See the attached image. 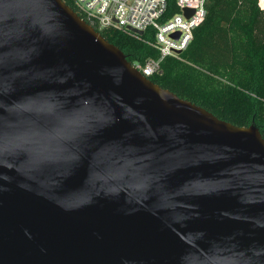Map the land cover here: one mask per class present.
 Instances as JSON below:
<instances>
[{
	"label": "water",
	"instance_id": "1",
	"mask_svg": "<svg viewBox=\"0 0 264 264\" xmlns=\"http://www.w3.org/2000/svg\"><path fill=\"white\" fill-rule=\"evenodd\" d=\"M0 264H264V137L65 0H0Z\"/></svg>",
	"mask_w": 264,
	"mask_h": 264
},
{
	"label": "trees",
	"instance_id": "2",
	"mask_svg": "<svg viewBox=\"0 0 264 264\" xmlns=\"http://www.w3.org/2000/svg\"><path fill=\"white\" fill-rule=\"evenodd\" d=\"M206 7L188 47L162 58L160 69L148 77L221 119L238 126L255 123L264 137V8L260 0H207ZM179 11L176 0H167L165 17ZM95 29L131 63L160 55L147 42L148 31Z\"/></svg>",
	"mask_w": 264,
	"mask_h": 264
},
{
	"label": "built area",
	"instance_id": "3",
	"mask_svg": "<svg viewBox=\"0 0 264 264\" xmlns=\"http://www.w3.org/2000/svg\"><path fill=\"white\" fill-rule=\"evenodd\" d=\"M70 1L76 12L94 27L124 28L128 31L132 27L141 30L142 34L148 31L147 42L160 55L148 58L145 63H133L146 76L160 69L162 58L176 56L178 51L188 47L193 40L194 29L207 14V0H176L180 11L170 17H165L167 0ZM186 8L191 10L189 15L185 14Z\"/></svg>",
	"mask_w": 264,
	"mask_h": 264
},
{
	"label": "rangeland",
	"instance_id": "4",
	"mask_svg": "<svg viewBox=\"0 0 264 264\" xmlns=\"http://www.w3.org/2000/svg\"><path fill=\"white\" fill-rule=\"evenodd\" d=\"M260 5L264 8V4L261 2V0H260Z\"/></svg>",
	"mask_w": 264,
	"mask_h": 264
}]
</instances>
